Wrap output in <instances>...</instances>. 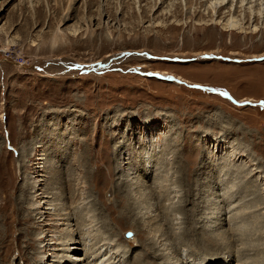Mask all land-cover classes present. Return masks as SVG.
Segmentation results:
<instances>
[{"label": "rangeland", "instance_id": "1", "mask_svg": "<svg viewBox=\"0 0 264 264\" xmlns=\"http://www.w3.org/2000/svg\"><path fill=\"white\" fill-rule=\"evenodd\" d=\"M154 2L0 0V264H68L55 258L65 255L59 239H70L65 220L18 223L30 211L28 204L21 209L22 190H48L52 181L70 186L56 185L58 200L44 201L62 203L75 193L66 206L83 210L80 228L71 222L73 237L89 253L95 245L105 255L80 264H102L106 256L110 264H163L164 251L144 254L142 242L154 239L169 257L173 238L165 234L185 233L194 213L206 235L205 224L221 212L216 203L231 195L239 209L223 213L227 227L220 232L233 226L235 252L250 248L242 263L264 251V0ZM222 136L224 146H217ZM146 145L156 147L148 163L139 159ZM166 148L171 153L157 172L138 171L161 164ZM117 150L122 165L114 160ZM232 151L238 159L230 165ZM125 174L145 186L132 185L135 219L119 222L115 185ZM177 179L182 184L172 183ZM155 195L164 200L163 214L176 207L188 213L161 220ZM136 217L145 227L141 235L128 224ZM251 230L256 237L242 244L237 237ZM188 250H180L182 262L172 255L168 262L193 264L200 252ZM89 253L72 254L84 260ZM202 254L209 264L218 261V251ZM261 258L256 264H264Z\"/></svg>", "mask_w": 264, "mask_h": 264}, {"label": "bare ground", "instance_id": "2", "mask_svg": "<svg viewBox=\"0 0 264 264\" xmlns=\"http://www.w3.org/2000/svg\"><path fill=\"white\" fill-rule=\"evenodd\" d=\"M163 2V0H161V3ZM159 3V0H155V2H154V5H153V7H155L157 4ZM247 3V2H246ZM105 11V10H104ZM104 15V14H103ZM231 23H236L235 21H230ZM229 22V23H230ZM230 25H232V24H230ZM233 26V25H232ZM236 27H237V24H236ZM59 30V29H58ZM58 32V31H57ZM58 37V36H57ZM137 54H140V53H138L137 52ZM254 57H256V55L254 56ZM262 58L261 59H264V54H263V56H261ZM260 57H256V59H259ZM258 61V60H257ZM251 101H253V100H251ZM150 128V127H149ZM126 135V133H123V135ZM230 134V133H229ZM129 140V139H128ZM149 141H151L150 139H149ZM144 141H142V142H140V143H143ZM146 142H148V141H146ZM145 142V143H146ZM215 142L217 143V146H224L223 144H224V140H223V136H222V138H216L215 139ZM222 142H223V144H222ZM144 143V144H145ZM148 144V143H147ZM30 146H32V144H30ZM233 149L235 150L236 148L235 147H233ZM233 150V151H234ZM25 151V150H24ZM233 151L232 152H230V154L228 155V160H226V163L227 164H230L231 165V163L232 162H235V160H237L238 159V157H236V156H238L237 155V153L238 152H236L235 151V153H233ZM26 152V151H25ZM117 152H118V150H117ZM117 152H115V155H114V160H116L117 161V165H122V164H120V162H118V155L120 154V151L117 153ZM163 154H162V156H167L168 154H170L171 152H170V150L169 149H164L163 150ZM166 152H168V153H166ZM117 153V154H116ZM156 153V147H151V146H148V145H146V148H145V150H141V151H139V159H143L144 161H145V163L147 162H150L153 158V155ZM26 155H27V153H26ZM52 155H53V153H52ZM169 156V155H168ZM168 156L165 158H162V157H160V161H161V164H158V163H156L155 165H151L152 166V168H149V169H146V167L145 166H143V167H141V165H139V167H137V168H139V172H143V173H147V174H149V172L150 171H153V173H155V172H157V170L159 169V166L160 165H165L166 163V161H168ZM57 157V156H56ZM143 157V158H142ZM148 159V160H147ZM166 160V161H165ZM176 160V159H175ZM180 165H181V162H178ZM144 165V164H143ZM157 166H158V168H157ZM225 166V165H224ZM155 167L157 168V170H155ZM245 167V166H244ZM153 168H154V170H153ZM165 168L166 167H162V169L163 170H165ZM227 167L225 166V169H226ZM249 168H251V167H249ZM51 169V168H50ZM140 169H142L141 171H140ZM224 169V168H223ZM53 170V169H52ZM115 170V169H114ZM254 171H256V173L259 171L258 170V168L256 167L255 169H251L249 172H246V175H250L251 173H253ZM129 172V171H128ZM254 174V173H253ZM150 175V174H149ZM70 176V175H69ZM127 179H125V180H122L121 179V182L119 183H117L115 186H117L116 188L117 189H119L118 190V199L120 200V206H121V217L118 219L117 218V220L119 221V222H121V221H123L124 219H126L127 220V217H128V215H131V214H133L132 216H133V218L135 219V217H134V215L136 216L137 214L134 212V210H135V208H134V204L132 205L131 203H130V200H132V197H131V192L133 191V189H132V185H137V187H143V186H145L143 183H141V182H139V180L137 179L136 181H133V178H130V176H131V174H129L128 176H126V174L124 175ZM123 176V177H124ZM221 176V175H220ZM122 177V176H121ZM150 177V176H149ZM223 177V176H222ZM138 178V177H137ZM148 178V177H147ZM29 179V178H28ZM31 179V178H30ZM29 179V181H31ZM135 179V178H134ZM187 179H188V177H187ZM191 179H192V177H191ZM70 180H71V178H70ZM120 180V179H119ZM183 180V179H182ZM189 181V180H188ZM177 182H180L181 184H182V181L180 180V179H177L176 181H174V182H172L173 184H176ZM192 182V181H191ZM48 183V182H47ZM52 184H48L49 185V187H50V189H48L47 190V188L48 187H46V186H42V188H40V187H38V188H35V191H34V185H33V190H32V185H30V187H31V189H30V191H28V188H24L22 191H23V194H22V199H21V209H22V211H25L26 210V204H28L29 206H28V209L30 210L29 211V215L27 216V217H25V218H23V219H21L18 223L20 224V225H23V223H24V225H26V226H28V227H30V225L29 224H31V222L33 221V220H35V219H37L36 217L37 216H40L39 217V219H42L43 218V220H41L42 222H47V221H49V220H53L54 218V215L55 216H57L58 218H60L62 221L63 220H65V222H67L65 225H67V229H69L70 230V233L68 234L67 233V235H65L64 237H69L70 239L69 240H63L62 238H60L59 240L61 241V243H60V245L61 246H65L64 247V249L62 250V252H64V254L65 255H62V256H56L55 258H57V260L59 259V261H57V262H59V263H62L64 260H65V263H68V264H80L82 261H84L85 263L87 262V261H89V263H92V262H94L95 260H97L98 261V259L100 258V257H102V256H105V255H102V253H99L98 251L100 250V249H98V251H96V247H95V245H93L92 246V250L90 251V253H89V251H86V246L85 245H83L82 243H80L79 241H78V239H76V238H74L73 236L75 235L74 234V230L71 228L73 225H72V223L71 222H73V221H75V222H77V225H78V227L80 228V226H81V223H79L78 222V219L79 218H81L80 217V212L79 211H81L82 212V210L79 208V209H70L69 207H67L66 206V201L67 200H72V199H74V198H76L75 196H76V194L74 193V194H72V195H66L65 194V199L63 200V202L62 203H54V204H50L49 202L50 201H44L45 200V198H47V199H50V200H53V201H57L58 199H56V198H53V194H56L55 193V190L58 188V187H56V185H62L63 186V189H64V191H65V185L67 186V188H68V186H70V182L69 181H67V182H65V183H62V182H57V181H52L51 182ZM191 184V183H190ZM47 185V186H48ZM189 185V184H188ZM187 185V186H188ZM186 186V185H185ZM186 186V187H187ZM36 187V186H35ZM228 187V186H227ZM226 188V187H225ZM232 188V187H231ZM62 188H60V190H61ZM116 189V190H117ZM126 189H132L130 192L128 191V190H126ZM217 189V188H216ZM42 190H44V191H48L47 192V194H43V193H39V191H42ZM226 189H224V191H225ZM228 190H230V189H228ZM232 190V189H231ZM110 191L111 192H113L112 191V189H110ZM167 191H168V189H166L165 190V193H167ZM186 191H187V202L189 203L194 197H192V187H191V191L189 190V187L186 189ZM223 191V193L222 194H219L220 196H224L225 195V192ZM231 192V191H230ZM46 193V192H45ZM63 193V192H62ZM234 193H236V192H234ZM233 194V193H232ZM50 195H52V196H50ZM231 195V194H230ZM42 196V197H41ZM233 196L234 195H231V196H229L228 197V199H227V201H221L220 203H224V205H221V204H218V203H216V205H217V207H218V209H220L221 210V212H219L220 213V215L214 220V221H212L209 225L206 223L205 224V226H204V229H205V231H206V235L204 234V233H202V230L201 231H199L198 229H197V227H196V223H197V219H196V214H194V213H191V214H189L187 211H188V209L186 210V207H183V208H174V209H172L171 210V212L170 211H166L164 214H163V208H164V206L162 205V203H161V201H162V198H161V195H155V196H153V198L152 199H154L159 205L158 206H160L161 207V210H159V212H160V215H159V217H161V220H166V221H168L169 219H170V216H173L175 213H185V214H187V222H188V228L186 229V232L185 233H183V232H181V233H177L176 232V229H173V231H175V232H172V233H170V232H167V234H165V235H168L167 236V239L166 240H171L172 238H173V252L170 254V255H172L171 256V259L172 258H176L177 259V261H181V259L179 258L180 256H181V252H180V250L182 249V247H186V248H189V250H188V253H191V251L193 250V248H196L197 249V251L198 252H200V253H198V254H196V258L197 259H194V262H193V264H209L208 262V260L206 259L205 260V258H203V254L202 253H206V254H208L209 252H217L218 251V255H216L215 254V256H217L218 257V261H216L215 260V264H229L233 259H235V261H236V263H238V264H256V263H260V262H262L263 261V259L261 258V255H264V251L262 250V253L260 252L259 254H257V255H254V257H252L251 259V262L250 263H248V262H244V263H242V261L245 259V258H243L244 256H249V251H250V248L248 249L247 247H245V248H242V250L240 249V250H237L238 252H241L242 251V253L239 255V254H237L238 252H235L236 251V249H239V248H236V244H238V243H236L235 242V235H234V230H233V226H232V228L230 229V231L227 233H223V232H220V230L221 229H224V227H225V224L227 223L226 222V220H225V215L223 214V213H226V212H228V213H232L233 211H235L236 209H239V205L238 204H240V202H237V200L236 201H234V198H233ZM39 197L40 198H42V200H40L39 199ZM164 197H166V195H164ZM160 198H161V201H160ZM169 198V197H168ZM236 198V197H235ZM39 199V200H38ZM135 199V198H134ZM144 200V199H143ZM73 201V200H72ZM136 200H134V202H135ZM138 201V200H137ZM160 201V202H159ZM164 201V200H163ZM162 201V202H163ZM132 202V201H131ZM187 202H186V206L188 205L187 204ZM133 203V202H132ZM145 203V202H144ZM135 204H137L136 202H135ZM140 204V203H139ZM190 204V203H189ZM5 205V204H4ZM13 204H12V202L11 203H9V204H7L6 205V209H9L11 206H12ZM43 205L45 206V205H47V208L45 209V211L47 210V211H52V210H54L55 211V213L54 214H51V212H45V213H43V212H41V210H43ZM49 205H51V206H53V207H51V206H49ZM140 206V205H139ZM142 207V206H141ZM138 208V207H137ZM69 210V211H68ZM138 210V209H137ZM136 211V210H135ZM196 212H198V208L196 207V210H195ZM215 211H216V208H215ZM219 211V210H218ZM61 212H64L63 213V215H62V217H61ZM212 212V211H211ZM31 213H32V215H31ZM184 214V215H185ZM198 214V213H197ZM209 214H211V213H209ZM217 213H215V212H212V215H216ZM45 215H47V217H44ZM83 215V214H82ZM237 215V214H236ZM217 216V215H216ZM130 217V216H129ZM83 218H84V215H83ZM136 219H137V217H136ZM232 219V218H231ZM80 220V219H79ZM132 220V219H131ZM142 220V219H141ZM160 220V221H161ZM208 220V219H207ZM133 222L132 223H128V224H131L135 229H136V232H137V234L139 235H141V234H143L142 232H144V228L145 227H143V225H141L139 222H138V219L137 220H132ZM136 221V222H135ZM140 221V220H139ZM173 221V220H172ZM209 222V221H208ZM230 222H232V220L230 221ZM230 222H228V223H230ZM80 224V225H79ZM189 224H192V225H189ZM46 225H48V224H46ZM222 225H223V227H222ZM230 225V224H229ZM145 226V225H144ZM203 227V226H202ZM226 227H227V224H226ZM66 229V230H67ZM139 229V230H138ZM200 229V228H199ZM261 230H263V229H261ZM112 230H109V233L111 232ZM239 231H241V230H239ZM139 232V233H138ZM230 236H229V235ZM250 234H252V235H248V234H246L245 236L243 235V234H241V235H239L237 238L238 239H240V242L243 244L245 241H246V238H248V239H251L252 238V236H253V238H252V240H250V241H253L254 240V238L256 237V235L257 234H255L254 233V230H251V232H250ZM165 235H162L161 237H163V236H165ZM77 236V235H76ZM78 237V236H77ZM110 237V236H109ZM108 237V238H109ZM160 237V238H161ZM246 237V238H245ZM81 238V237H80ZM245 238V239H244ZM107 239V238H106ZM230 239H231V241H230ZM109 240V239H108ZM111 240V239H110ZM154 239H152V240H149V239H147V241L146 242H142V243H144V248L146 247V249L144 250L145 251V253L144 254H150V253H152V254H154V253H158V252H162V251H164V252H162L161 254H159V256L162 258L161 260H164L163 261V264H175V262H168V259L167 258H169L170 257V255H169V257L167 256V254H164L165 253V251H167V248H163L162 250H161V247H159L158 248V250H156L157 248H156V244H157V242L156 243H154V241H153ZM156 240V239H155ZM153 241V242H152ZM162 241V240H161ZM69 242H71V244H67V243H69ZM171 242H172V240H171ZM96 244V243H95ZM108 243H106V245H107ZM160 244H162L161 246H166V244L165 243H163V242H160ZM74 245V246H73ZM77 245H82L83 247H84V249H81V250H79V249H77ZM260 245V244H259ZM258 245V246H259ZM260 246H264V245H260ZM167 247V246H166ZM112 248H114V247H112ZM169 249V248H168ZM81 251H85L86 252V255L89 253V257H87V258H84V260H80V259H78L77 258V256H78V254H72V253H80ZM101 251V250H100ZM195 251V250H194ZM259 251H261V250H259ZM258 251V252H259ZM117 253V252H116ZM157 253L156 254H154V255H157ZM220 253V254H219ZM221 253H223V254H221ZM211 254V253H210ZM101 255V256H100ZM114 255V254H113ZM192 255V254H191ZM213 255V254H212ZM221 255H224L226 258H222V261L220 260L221 258L220 257H222ZM150 256V255H149ZM167 256V257H166ZM243 256V257H242ZM52 257V256H51ZM107 257V256H106ZM106 257L104 258V263H102V264H110L109 263V260L111 259V257L110 258H108L107 257V259H106ZM202 257V258H201ZM241 257H242V260H241ZM182 258V257H181ZM188 258V257H187ZM261 258V259H260ZM175 259V260H176ZM183 259V258H182ZM185 259V258H184ZM240 259V260H239ZM247 260H248V258H246ZM114 260V259H113ZM112 260V261H113ZM186 260H188V259H186ZM193 260V259H192ZM262 260V261H261ZM45 261V260H44ZM184 261V260H183ZM102 262V261H101ZM111 262V261H110ZM119 262H121V261H119ZM182 262V261H181ZM44 263H46V262H44ZM212 262H210V264H211ZM97 264V263H96ZM136 264H141V262L139 261V262H137ZM151 264H154V263H151ZM177 264V263H176ZM231 264V263H230Z\"/></svg>", "mask_w": 264, "mask_h": 264}, {"label": "water", "instance_id": "3", "mask_svg": "<svg viewBox=\"0 0 264 264\" xmlns=\"http://www.w3.org/2000/svg\"><path fill=\"white\" fill-rule=\"evenodd\" d=\"M128 234V236H131V233L129 232V233H127Z\"/></svg>", "mask_w": 264, "mask_h": 264}]
</instances>
